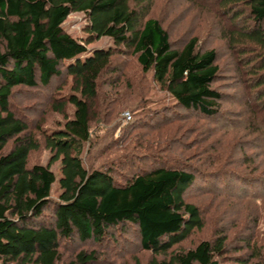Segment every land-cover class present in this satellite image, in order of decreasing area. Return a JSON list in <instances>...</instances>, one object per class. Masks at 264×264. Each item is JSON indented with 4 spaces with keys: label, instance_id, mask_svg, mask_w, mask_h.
Returning a JSON list of instances; mask_svg holds the SVG:
<instances>
[{
    "label": "trees",
    "instance_id": "obj_1",
    "mask_svg": "<svg viewBox=\"0 0 264 264\" xmlns=\"http://www.w3.org/2000/svg\"><path fill=\"white\" fill-rule=\"evenodd\" d=\"M209 1L220 4L223 24L230 22L223 34L237 58L233 85L243 93L239 106L247 118L243 114L241 121L246 120L243 128L252 135L232 149L240 150L239 159L232 158L231 149L208 151L205 157L217 168L212 172L202 153L200 162L163 153L183 136L165 139L161 153H135L111 167L90 168L83 159L92 139L100 81L116 82L113 75L123 70L114 64L118 53L132 55L142 73H151L172 99L156 112L141 105L147 111L132 129L163 128L194 116L214 125L208 132L222 119L229 126L234 122L224 111V94L214 86L221 73L217 50H204L198 36L174 44L161 19L152 15L157 0H0V264H109L97 250H81L64 262L60 249L74 238L113 240L109 232L118 227L136 229L141 248L156 256L149 264L227 263L224 233L190 248L181 246L205 225L201 207L186 197L199 181L200 191L256 202L264 198V0ZM73 12L87 17L84 41L63 26ZM103 37H110L114 47L96 49L82 60L88 45ZM61 66L73 78L74 93L65 100L56 96L51 107L67 119L43 132L50 162L31 165L40 141L14 108L13 96L21 87L49 86L62 75ZM67 104L73 106L70 116ZM57 161L59 180L51 168ZM236 164L240 168L232 167ZM57 181L60 193L54 199ZM254 215L252 220L260 221ZM245 242L251 253L236 256L234 264H264L262 249Z\"/></svg>",
    "mask_w": 264,
    "mask_h": 264
},
{
    "label": "rangeland",
    "instance_id": "obj_2",
    "mask_svg": "<svg viewBox=\"0 0 264 264\" xmlns=\"http://www.w3.org/2000/svg\"><path fill=\"white\" fill-rule=\"evenodd\" d=\"M191 2L157 0L152 15L161 19L169 30L173 43L178 47L187 38L198 36L204 50L211 48L217 50L221 73L214 86L224 94L222 105L225 113L234 119L233 124L229 126L228 121L222 119L220 126L208 132L207 130L214 125L202 117L194 116L183 121H174L173 124L163 128L154 126L150 129L141 125L139 128L132 129V125L139 122V118L147 111H142L141 105H147L146 109L149 107L156 112L158 107L169 103L172 99L153 81L151 73L146 75L142 73L141 67L132 55L118 53L114 64L121 66L123 70L113 75L114 78L118 77L117 81L111 83L108 77L100 81L99 96L93 110L95 117L91 122L92 139L85 145L83 154L88 167L100 168L111 167L116 163V165L124 164L125 159L135 153H151L155 150L161 153L159 150L165 139L171 140L183 136L181 142L168 144L163 153L173 159L180 158L181 161L197 162H200V153H202L207 171L212 172L217 168L210 164L211 158L205 157L209 154L208 151L211 153L218 146L220 152L225 153L228 150L230 152L233 148L236 151L240 143H245L241 141L245 138L250 139L252 136L243 128L246 120L241 121L244 113H241L239 102L244 100L243 93L240 88L236 89L233 85L237 75L234 70L237 58L233 56V51L223 34V30L230 27V22L228 20V25L223 24L224 18L220 4H210L209 0L208 2L207 0H192ZM87 22L84 13L73 12L63 26L73 37L84 41L87 37L85 32ZM113 45H115L114 41L110 37H103L89 44L87 53L81 55L80 58L84 60L96 49H107L114 47ZM75 60L66 61L65 66ZM61 69L62 75L55 78L49 86L21 87L16 89L13 96L14 108L20 111L31 124L30 129L40 141V148L33 151L30 156L31 165L50 162L52 153L46 147L43 132L62 126L67 119L65 114L56 112L51 107L56 96L60 97V100H65L74 93L73 78L67 74L65 67L61 66ZM245 98H249L248 94ZM66 111L70 116L73 106L67 104ZM126 112H129L131 116L129 117ZM244 116L247 118L245 114ZM128 135L132 137L126 141ZM160 140H162L161 144ZM11 147L12 143L9 144L7 150ZM234 150L232 152H235ZM239 152L240 150L235 152L232 158H241ZM249 152L246 151V153ZM239 166L236 164L232 167L240 168ZM51 168L59 180L62 174L61 162L53 163ZM126 171L130 174L129 170ZM200 183L198 181L196 185H193L186 198L201 207L205 225L203 229L194 231L181 246L190 248L201 240L214 239L218 234L224 233L229 241L227 263L224 264H234L236 256L251 253L245 242L247 240L264 252V198L259 197L261 200L256 202L250 199L242 200L217 195V193H208L199 190ZM59 193L60 187L57 181L53 186L52 198L58 199ZM254 214H257L260 221L252 220V215L255 217ZM109 233L112 234L113 240L110 238V241L103 243L93 240L82 242L77 238L63 241L60 249L63 261H71L81 250H97L101 259L109 264H149L156 257L152 252L141 248L135 228L121 230L118 227L111 229ZM157 258L162 259L163 256H157Z\"/></svg>",
    "mask_w": 264,
    "mask_h": 264
},
{
    "label": "built area",
    "instance_id": "obj_3",
    "mask_svg": "<svg viewBox=\"0 0 264 264\" xmlns=\"http://www.w3.org/2000/svg\"><path fill=\"white\" fill-rule=\"evenodd\" d=\"M126 114L130 117L131 115L129 114V112H126Z\"/></svg>",
    "mask_w": 264,
    "mask_h": 264
}]
</instances>
